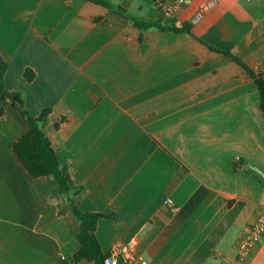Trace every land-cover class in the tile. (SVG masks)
I'll use <instances>...</instances> for the list:
<instances>
[{
    "label": "crops",
    "instance_id": "1",
    "mask_svg": "<svg viewBox=\"0 0 264 264\" xmlns=\"http://www.w3.org/2000/svg\"><path fill=\"white\" fill-rule=\"evenodd\" d=\"M208 1L171 18L193 35L149 30L139 43L125 18L85 0H0L5 86L32 117L52 110L46 131L82 187L79 208L116 216L97 226L105 253L125 244L141 264H233L264 211L260 92L224 54L264 74V0H214L193 23ZM119 2L169 20L155 0ZM2 106L0 264H72L79 223L55 180L18 161L12 146L30 126ZM246 264H264V236Z\"/></svg>",
    "mask_w": 264,
    "mask_h": 264
},
{
    "label": "trees",
    "instance_id": "2",
    "mask_svg": "<svg viewBox=\"0 0 264 264\" xmlns=\"http://www.w3.org/2000/svg\"><path fill=\"white\" fill-rule=\"evenodd\" d=\"M90 3L103 6L113 13H117L125 18L139 33V43H143L145 34L149 30H159L163 32L172 31L179 34L193 35L192 25L185 22L178 26L173 19L161 21L157 19L140 18L132 15L125 7L111 0H85ZM209 46V45H208ZM211 49L216 50L209 46ZM225 55L231 57L241 65L249 75L255 80L261 97V110L264 115V74L244 64L239 58L228 53ZM9 68V62L0 55V99L8 102L12 107L21 108L29 124V130L16 141L12 148L18 161L25 168L28 174L34 178L51 177L59 187L61 195L67 200L66 211H70L79 223L78 241L79 250L74 254L72 264L87 262L89 264H105V259L109 253H105L97 238L96 231L101 219H116L113 214L92 213L82 211L76 201V196L82 191L81 186H76L70 174L61 165L57 151L47 134L46 126L49 123L52 110L44 109L42 114L34 118L27 111L25 106V94L21 91H9L5 86V74ZM25 79L32 82L35 79V73L32 69H26ZM6 106L0 107V116H3ZM65 119L61 118L56 124V129Z\"/></svg>",
    "mask_w": 264,
    "mask_h": 264
},
{
    "label": "built area",
    "instance_id": "3",
    "mask_svg": "<svg viewBox=\"0 0 264 264\" xmlns=\"http://www.w3.org/2000/svg\"><path fill=\"white\" fill-rule=\"evenodd\" d=\"M188 0H155L157 7L163 10L164 16L171 19L177 15L180 9ZM215 4V1L201 3L197 14L192 19L193 23L200 21L203 16ZM264 236V211L260 214L255 222L249 227L244 235L242 242L238 247V255L233 264H246L247 259L251 256L255 245L263 239ZM133 250L129 245L117 244L113 247L105 264H141L140 259L134 256Z\"/></svg>",
    "mask_w": 264,
    "mask_h": 264
},
{
    "label": "rangeland",
    "instance_id": "4",
    "mask_svg": "<svg viewBox=\"0 0 264 264\" xmlns=\"http://www.w3.org/2000/svg\"><path fill=\"white\" fill-rule=\"evenodd\" d=\"M115 3H120L119 0L114 1Z\"/></svg>",
    "mask_w": 264,
    "mask_h": 264
}]
</instances>
